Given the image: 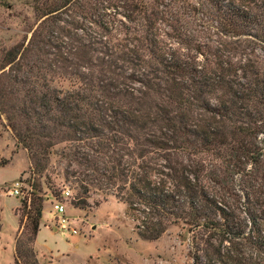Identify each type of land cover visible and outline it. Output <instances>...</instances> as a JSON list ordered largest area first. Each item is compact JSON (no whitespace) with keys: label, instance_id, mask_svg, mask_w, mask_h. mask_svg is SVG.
<instances>
[{"label":"trees","instance_id":"1","mask_svg":"<svg viewBox=\"0 0 264 264\" xmlns=\"http://www.w3.org/2000/svg\"><path fill=\"white\" fill-rule=\"evenodd\" d=\"M28 4L0 55V116L29 161L13 264H39L52 155L75 207L98 190L142 239L180 223L193 264H264V0Z\"/></svg>","mask_w":264,"mask_h":264},{"label":"rangeland","instance_id":"2","mask_svg":"<svg viewBox=\"0 0 264 264\" xmlns=\"http://www.w3.org/2000/svg\"><path fill=\"white\" fill-rule=\"evenodd\" d=\"M32 23L28 0H0V55L28 35ZM62 165L52 155L43 173L51 176L58 190L63 186L71 188L73 197L74 188L61 175ZM28 167L25 150L15 143L0 116V264H13L22 209L20 196L9 191L18 180L23 182L22 189L26 188ZM51 169L57 174H51ZM43 190L39 228L33 243L39 264H193L195 247L180 223L169 224L159 237L146 240L136 234L135 221L126 213L125 205L112 195L90 191L87 205L77 208L71 197L64 198L59 191L57 200L63 202L65 210L55 214L49 190ZM61 217L66 220L64 224L60 223Z\"/></svg>","mask_w":264,"mask_h":264},{"label":"built area","instance_id":"3","mask_svg":"<svg viewBox=\"0 0 264 264\" xmlns=\"http://www.w3.org/2000/svg\"><path fill=\"white\" fill-rule=\"evenodd\" d=\"M22 185H23V182L21 180L14 182L12 189L9 191V194L20 196L21 200H25L26 203H28V201H29V190H28L29 187L25 186L26 188L23 190ZM61 191H62L64 198L72 197L71 188H69L68 186H63ZM50 206H51V210L55 214H63L64 213L65 209H64V204L62 201L52 199L50 201ZM65 222H66V220L63 217H61L60 223L64 224ZM71 231H72V233L76 232L75 229H73V228Z\"/></svg>","mask_w":264,"mask_h":264}]
</instances>
